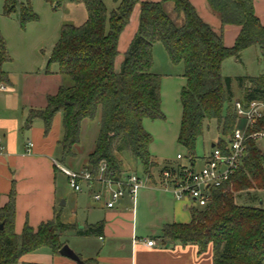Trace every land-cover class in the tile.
Here are the masks:
<instances>
[{
    "label": "trees",
    "instance_id": "trees-1",
    "mask_svg": "<svg viewBox=\"0 0 264 264\" xmlns=\"http://www.w3.org/2000/svg\"><path fill=\"white\" fill-rule=\"evenodd\" d=\"M53 9L61 8L67 0H46ZM84 3L88 18L82 25L64 22L48 60L46 74H58L61 83L55 94L47 96L43 108L31 109L25 129L36 118L44 122L49 133L56 114L62 113L63 137L59 141L64 156L74 154L80 142L82 122L96 118L101 122L95 148L89 153L87 169L97 175L105 164V175L120 176L124 151L139 161L151 175L157 165L150 145L153 135L144 127L146 119L165 117L162 111L161 83L163 74L153 70L154 46L162 43L170 61L184 64V84L179 98L182 114L177 141L196 158V147L210 122L216 123L222 137L215 145L224 148L239 118L233 106L234 83L245 103L264 101V72L257 76H224L222 65L229 57L239 58L244 50L259 45L264 56V25L255 11L256 0H207L221 20L216 31L203 20L189 0L141 1L139 28L124 53L120 69L116 59L120 54V36L130 21L140 0H113L108 9L104 0H69ZM171 1L179 25L166 12L165 2ZM19 12L22 28L39 16L31 0H4V12ZM226 25L240 26L234 44L224 40ZM11 61L5 38L0 32V85L9 82L4 64ZM58 65L52 71L51 64ZM264 127V116L257 120L249 133ZM175 166L166 165L173 170ZM246 194L248 202L238 201L230 189ZM264 189V151L257 140L248 137L242 165L229 182L211 187L209 203L193 207L189 223H168L160 238L165 241L196 244L200 252L212 245L213 264H264V205L256 190ZM16 190L13 185L9 200L0 207V264H20V258L42 248L59 254L65 241L62 233L75 229L77 235H99L104 223L78 228L64 223L59 215L37 228L25 223L21 234L15 231ZM36 264V263H23Z\"/></svg>",
    "mask_w": 264,
    "mask_h": 264
},
{
    "label": "crops",
    "instance_id": "crops-1",
    "mask_svg": "<svg viewBox=\"0 0 264 264\" xmlns=\"http://www.w3.org/2000/svg\"><path fill=\"white\" fill-rule=\"evenodd\" d=\"M141 1L145 0H140L136 4L130 21L120 36L118 43L120 54L116 59L117 69H120L124 53L138 31ZM189 1L195 6L200 17L214 30L221 29V20L207 0ZM115 6L116 4L113 3V7L108 9L111 10ZM61 8L65 19L63 23L69 22L79 26L88 18L84 3L67 0ZM164 8L177 24H183V15L176 13L171 1L165 2ZM255 11L264 25V0L255 1ZM239 31L240 26L226 25L225 44L232 46ZM8 62L4 64V70L8 73L9 82L3 83L7 89H0V138L4 145V150L0 152V207L8 202L9 193L14 185L16 190L15 231L17 234H21L26 222L37 228L41 222L53 219L56 214L64 223L77 225L78 228L99 222L104 223L103 231L99 235L81 236L76 234L75 229L62 234V240L69 246L71 245L79 255L80 262L60 253L54 254L49 248H42L23 255L20 258V264H213L212 245L206 251L200 252L196 244H182L160 238L165 224L189 223L192 220V209L196 207L189 198L176 199L170 190L165 189L162 174L160 181L150 175L156 187L145 189L143 187L140 190L135 210L128 196H125L117 207L107 208L103 201H97L94 198L95 186L97 185L99 191L102 188L101 185L84 184L83 186L88 189L87 192L93 196V201L85 209V218L81 220L83 222L79 220L77 212L79 194H76L72 216H67L63 208L67 205V201L62 200L63 204H58L64 196L58 186V174L66 177L67 181L68 177L56 164L60 163L56 155L59 152L62 153L59 144L64 132L62 113L59 112L54 117L49 133L45 132L44 122L40 118H36L32 126L25 129L24 125L31 109L38 107L31 104L24 105L25 96L17 93L15 84L6 69ZM164 75L169 76L170 74L164 72ZM182 78L184 79L183 73ZM234 88H237L236 83H234ZM55 93L44 91V103L40 108L46 106L47 96ZM239 97L240 95H235V98ZM178 165L180 163L174 166ZM86 168L87 162L81 169ZM164 169L165 167L161 169V173ZM84 191V188L81 191L74 190L76 193H84ZM63 235H69L72 241L67 237L65 239ZM148 239L154 240V245H148Z\"/></svg>",
    "mask_w": 264,
    "mask_h": 264
},
{
    "label": "rangeland",
    "instance_id": "rangeland-1",
    "mask_svg": "<svg viewBox=\"0 0 264 264\" xmlns=\"http://www.w3.org/2000/svg\"><path fill=\"white\" fill-rule=\"evenodd\" d=\"M104 2L108 8L113 7L114 2L112 0H104ZM31 4L39 19L28 22L25 28H22L19 12L6 15L4 12V0H0V32L6 40L11 57V61L6 64V69L15 84L17 93H22L25 96V106L31 104L39 109L44 103L43 92L55 93L61 83V76L57 74L47 75L45 74V69L65 19L63 9H53L52 5L46 0H31ZM169 13L171 14V12ZM50 68L55 72L58 70V65L53 63ZM153 70L163 75L164 72L170 74L169 76L164 75L161 83L162 111L165 117L156 120L146 119L144 121L145 129L153 135L150 152L153 160L157 163L150 172L154 179L160 181L162 168L166 165L174 166L179 163L189 164L190 154L177 141L182 114L179 92L184 83L182 78L184 64L175 65L171 63L163 44L159 42L154 46ZM263 71L264 56L259 45L247 48L239 58H227L222 65V74L234 78L245 75L257 76ZM234 92L236 96L240 95L238 88ZM100 122L101 111L98 112L96 118L85 119L82 122L80 142L74 146V154L64 156L63 153L59 152L56 155L59 162L73 169H81L87 162L88 154L95 148ZM220 137H222V133L217 129L216 123L214 121L210 122L204 137L197 143L195 154L196 168H200L205 164V158L213 149L212 144L216 143ZM257 143L264 151V141L260 140ZM178 154H182L183 158H177ZM119 158L123 162V176L135 173L143 180V189L156 187L153 179L143 170L139 161L130 151H124L119 155ZM58 186L64 194L58 204H63L62 200L67 201V205L63 207L67 216H72L76 194H79L77 212L79 220H83L86 215V207L92 204L93 201V196L87 192L88 189L83 186L85 189L84 193L74 192L67 178L60 174H58ZM94 190L98 191L97 185ZM230 191L236 196L238 201L248 202L246 194L238 198L237 195H240V192L234 191L233 188ZM255 193L258 198L263 199L264 205V189L256 190ZM66 237L72 241L69 235L64 236L65 239Z\"/></svg>",
    "mask_w": 264,
    "mask_h": 264
},
{
    "label": "built area",
    "instance_id": "built-area-1",
    "mask_svg": "<svg viewBox=\"0 0 264 264\" xmlns=\"http://www.w3.org/2000/svg\"><path fill=\"white\" fill-rule=\"evenodd\" d=\"M0 89L7 88L0 85ZM233 106L238 115L239 124L224 148L215 145L205 158V164L200 168H196V160L190 159L189 164H180L173 170L165 168L162 171L165 189L170 190L176 199L189 198L196 207L206 206L210 200L211 187L229 182L235 171L242 165L248 137L264 141V127L249 133V129L264 116V101L253 100L247 104L240 98H234ZM3 150L4 145L0 138V152ZM177 157L183 158L182 154H178ZM56 164L68 177L69 185L75 191H81L83 185L87 183L98 184L102 188L94 193V198L97 201H103L107 208L117 207L120 201L128 196L133 203V209H136L140 190L144 187L143 180L137 174L106 176L104 164L99 173L94 175L87 168L74 170L60 163ZM147 243L154 245L155 241L148 239Z\"/></svg>",
    "mask_w": 264,
    "mask_h": 264
},
{
    "label": "water",
    "instance_id": "water-1",
    "mask_svg": "<svg viewBox=\"0 0 264 264\" xmlns=\"http://www.w3.org/2000/svg\"><path fill=\"white\" fill-rule=\"evenodd\" d=\"M215 146V143L212 144V147ZM4 228V224L0 223V229L2 230ZM60 254L66 257H69L73 260H76L78 262L81 261L79 255L68 245L64 244L62 248L60 249Z\"/></svg>",
    "mask_w": 264,
    "mask_h": 264
}]
</instances>
